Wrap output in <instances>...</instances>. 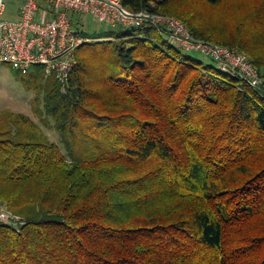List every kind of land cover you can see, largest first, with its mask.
Listing matches in <instances>:
<instances>
[{
    "label": "trees",
    "instance_id": "trees-1",
    "mask_svg": "<svg viewBox=\"0 0 264 264\" xmlns=\"http://www.w3.org/2000/svg\"><path fill=\"white\" fill-rule=\"evenodd\" d=\"M122 2L264 75V0ZM83 35L65 87L22 78L65 153L30 117L0 120V208L19 219L0 220V264H264V97L164 27Z\"/></svg>",
    "mask_w": 264,
    "mask_h": 264
},
{
    "label": "built area",
    "instance_id": "built-area-1",
    "mask_svg": "<svg viewBox=\"0 0 264 264\" xmlns=\"http://www.w3.org/2000/svg\"><path fill=\"white\" fill-rule=\"evenodd\" d=\"M5 13V0H0V18ZM74 15H90L113 28L164 27L173 45L210 58L220 70L233 72L264 97V75L244 55L195 38L176 18L133 12L122 0H21L17 20L0 19V65L10 64L23 72L42 67L47 77H55L65 87L77 65L75 54L91 41L83 35L82 25L75 26ZM0 220L16 221L6 208H0Z\"/></svg>",
    "mask_w": 264,
    "mask_h": 264
},
{
    "label": "rangeland",
    "instance_id": "rangeland-1",
    "mask_svg": "<svg viewBox=\"0 0 264 264\" xmlns=\"http://www.w3.org/2000/svg\"><path fill=\"white\" fill-rule=\"evenodd\" d=\"M5 3L6 13L0 19H18L21 0H5ZM80 17V20L83 24V26L80 27L81 31H83L90 37H100L101 34L116 29L100 22L90 15H84ZM90 48L91 45H87L83 49L89 50ZM78 53L79 52L75 54V59L77 62ZM190 54L198 57L199 59H202L206 63L212 62L210 58L200 53L192 52ZM36 68L42 67L35 66L29 72H23L20 69L14 68L10 64L0 65V120L5 119V115H3V113L6 111H11L16 114H24L25 116L30 117L43 129L45 134L49 137L50 141L58 144L65 153V150L60 143L59 134L54 128V121L46 115L43 105L41 103H36V92H29L26 84L22 80V78H28V76H30V74L33 73L32 71ZM16 131L17 129L15 128V133ZM13 218L16 220V222L19 220L16 217ZM260 226L261 225L256 224L255 221L252 222V228H257Z\"/></svg>",
    "mask_w": 264,
    "mask_h": 264
},
{
    "label": "crops",
    "instance_id": "crops-1",
    "mask_svg": "<svg viewBox=\"0 0 264 264\" xmlns=\"http://www.w3.org/2000/svg\"><path fill=\"white\" fill-rule=\"evenodd\" d=\"M19 16V15H18ZM17 20V19H16Z\"/></svg>",
    "mask_w": 264,
    "mask_h": 264
}]
</instances>
